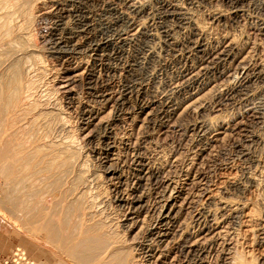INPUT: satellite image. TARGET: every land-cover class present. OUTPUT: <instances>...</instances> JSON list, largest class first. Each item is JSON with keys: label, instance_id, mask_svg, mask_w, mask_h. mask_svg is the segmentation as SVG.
Masks as SVG:
<instances>
[{"label": "rangeland", "instance_id": "rangeland-1", "mask_svg": "<svg viewBox=\"0 0 264 264\" xmlns=\"http://www.w3.org/2000/svg\"><path fill=\"white\" fill-rule=\"evenodd\" d=\"M65 1L9 2L11 7L22 12L18 24L23 30L15 37L9 36L4 40V36L3 41V34H0V79L9 80L11 72L17 71L24 81L36 79L37 90L26 101H37L35 110L44 109L48 115L41 127L35 128V136H42L38 144H44L46 153L47 148L65 150L61 153L66 159L64 165L60 159L59 166L55 165L53 170L37 174L42 180L40 183L37 177L28 176L26 180L33 183L31 188L36 193L35 200L41 198L39 208L54 217V225H62L59 232L70 236L66 246L70 247L79 236L80 239L87 238V241L91 237L93 246L104 238H110L106 245L122 246L135 261L132 247L145 239L150 245L148 248L154 249L150 264H159L158 257L166 251L170 254L166 264H257L253 256L264 257V80H254L252 74L264 66V32L260 29L264 21V0H239L235 8L238 10L233 9L235 5L229 0H166L191 11L201 31V42L207 48L183 63H176L172 56L165 57V67L157 74L156 87L158 91L165 89L167 92L170 82L175 80L180 87L172 96L173 103H166L161 97L154 99L149 85L134 88L132 75L137 68L133 66L136 55L131 46L99 58L88 52L86 55L90 59L86 58L85 64L78 66L75 72H64L56 57L50 56L56 16L63 15L58 12L56 3L73 2L75 8H80V14L88 9L86 12L91 13L92 18H98L116 0ZM145 1L151 6L152 13H157L156 16L166 7L161 0ZM215 17L219 20L212 19ZM65 21L67 31L75 30L74 17L68 15ZM161 22L164 20L155 18L152 26L156 27ZM65 32L61 30L57 34L65 37ZM184 36V32H178L176 38L183 42ZM226 42L232 45V49L235 46L232 51L237 65L246 64L249 79L246 78L247 90L244 92L230 88L233 83L227 73L228 63L208 58V51L224 46ZM206 65L212 69L207 70V74H200L199 82L183 77L184 70L191 68L198 72ZM28 66L31 70L27 69ZM68 77L73 78L74 83L67 85ZM89 86L93 89L87 90ZM193 92L194 98L191 99ZM98 94L105 95L106 102L100 103V98H95ZM195 99H198L196 108L182 105L184 101ZM249 103H254L256 109H247ZM90 109L97 115L90 117ZM204 119L209 125L208 134L199 136L198 124ZM135 156L143 159L149 171L159 172L158 182L137 177L141 170L135 165ZM20 163L24 167L42 166V160L38 158L34 163L29 160H21ZM108 170L114 173L112 178ZM7 182L10 188L0 185V221L5 225L3 229L8 228L13 241L7 251H0V260L6 259L7 264L14 262L13 252L24 259L18 264H30L32 259L42 260L44 251L41 248L36 250V245L30 242L35 240L46 247L41 235L36 239L32 232L33 228L40 229L39 224L45 220L39 217L32 222L31 219L17 217L12 206H6L3 203L6 194L12 198L17 195L12 192L14 179L9 178ZM134 191L141 195L142 208L137 211L140 215L133 220L135 224L122 234L120 225L126 223L123 218L127 214L114 198L117 193L130 199ZM92 197L99 203L96 207H90ZM170 198L173 202V236L170 234L159 243L148 236V229L168 206ZM223 199L231 209L237 204L244 207L239 214L225 215L224 220L217 221L211 228L189 232L197 212L211 207L216 213ZM43 216L46 218L45 214ZM109 228L113 233L121 234L111 238ZM182 231L190 234L187 243L191 242L187 249L189 253L180 247L183 242L178 237L175 236L176 244L173 243L175 240L172 241L174 235ZM114 241L117 244H113ZM91 244L88 243V248L93 250ZM98 253L102 254V251L98 249ZM92 254L94 251L85 256L84 264H91L89 255ZM107 255L101 256L109 262Z\"/></svg>", "mask_w": 264, "mask_h": 264}, {"label": "bare ground", "instance_id": "bare-ground-1", "mask_svg": "<svg viewBox=\"0 0 264 264\" xmlns=\"http://www.w3.org/2000/svg\"><path fill=\"white\" fill-rule=\"evenodd\" d=\"M10 1L0 0V11H1L0 34L1 33L3 34V36H1L2 39L1 37L0 39L2 41L4 36H5L4 40L6 37L9 38V36L15 37V34L16 36L20 35V33L22 32L21 30H23V27L22 26L20 27L19 25L20 23L18 24V19L21 18L22 12L21 13L19 12V8H16L18 10L17 11L13 7H11V4L9 3ZM161 1L162 3L166 4L165 5L166 7L165 9H163V12L159 13L157 16L155 15L157 13H152L151 6L145 0H116V2L112 3L111 5H108V7L105 9V12L102 15H99L98 18H92L90 15L91 13L86 12L88 9L86 11L83 10L84 11L83 14H80V10H79L80 8L79 9L75 8L73 2L72 3L55 2L58 12L60 11V13H62L63 15L56 16V25L54 27V33L53 34L51 33L52 34L51 37H53L52 38L53 46L51 47L52 51L50 53V56L56 57L53 58L58 60L57 62L60 63L59 64L60 66H63V68L61 67V69H63L64 72L71 73V72H75L78 66H80L81 64L83 63L85 64V61H88L86 59L89 58V56L86 55V53L88 52H90V54H92L93 56L98 57V56L107 55L109 53L114 54L119 51H122L125 47L131 46L135 49V55H136L135 60L133 62L134 63L133 66L135 65L136 66L135 68H137L134 69L136 73L135 74L133 73L132 75L134 88H136V86H138L139 88H144V85L145 86L149 85L150 88H152L153 95L151 96L154 99H159L161 97V99H164V102L170 103L173 101L172 96L177 93L180 87L176 82H174L175 80L174 81L172 80L173 82H170L169 89H167L169 91V92L167 91L168 93L165 91V89L158 91L156 87L157 78H158L157 74L165 67V57L172 56V58L173 57L175 58L176 63H183V61H187V59L190 56L192 57L193 55L198 54L201 51L203 52L207 48H204V45L201 42L202 41L201 33H200L201 31H199L198 26L195 24L193 20V16L190 13L191 11H189V9H186V7L184 8L178 5L177 3L166 2V0H161ZM229 1L233 2V5H235V6L232 5L233 9L237 8V2L239 0H229ZM12 2L17 3L16 0H12ZM263 8H264V4H263ZM68 15L75 18L76 26H73V29L75 27V30L67 31L66 28L67 26L65 27V22H66L65 17H68ZM155 18L159 20L160 19L164 20V22H161L159 25L157 24L158 26L153 27L152 25L153 24L155 25L154 23ZM212 19L216 21L219 20L218 17ZM260 29L264 32V21L261 23ZM61 30L66 31L64 33L65 37L64 36L61 37L59 36V34H57ZM178 32L185 33L186 38H184L185 40L183 42H181L182 40L181 41L177 40L176 36ZM7 43L11 44V42H7ZM157 44H159L158 47L156 46ZM233 49H232V45L227 44L226 42V45L224 46L221 45L215 48L214 50H210L208 51L207 54H208V58H210V61L218 60L222 63H228L229 67L227 73L228 76L230 77L231 80L230 82L233 83V87L230 88H232V90L236 92H244L245 90H247L246 78L249 79V77L247 71L245 70V66H244L245 62L242 61L244 64H240L239 66L237 65L236 56L232 51ZM205 57L207 58V56ZM71 63H73L74 65ZM14 67L16 68V65ZM29 67L30 66H28L27 69ZM209 69L212 68L211 66L209 67L207 65L201 67V70L198 72L194 71L191 68H188L184 70L183 77L186 78L188 81L195 82L198 80L199 82V76H201L200 74L206 73L207 70ZM11 75L12 76L10 77L9 80L3 81L0 79V185L3 184L10 188L9 183L7 181L9 180V178L14 179L12 192L16 193L17 195L14 194L15 197L12 198L8 196L9 193H7L6 198L4 199L5 202L3 203L7 204L6 206L9 205L12 206L11 208L15 210L14 213L17 214L16 215L17 217L19 216L20 218L31 219L32 222H34V220L38 219L39 217H42V220H45L39 224L40 229L33 228L32 232L34 234L33 237H35L36 239L39 234L41 235L40 238L42 240H45L46 247L44 248L43 246H40L35 240H31L30 242L32 245H36L34 246L36 250H38V248H41L44 251L43 259L38 261L32 259V261H30L31 262L30 264H84L83 261L85 259V256L91 251H94V254L89 255V257L91 258V264H112L114 260H115L114 261L115 264H150L151 263L150 260L154 256V249L148 248L150 247V245H148L149 243L148 244L146 243L148 242V240L145 239H143V241L140 243L138 242L139 243L138 245L132 247V250L136 254L135 256L137 262L136 260L135 261L133 260L130 254L125 253V249L122 246L114 247L111 246L112 244L106 245V240L110 238H104L105 240L102 239L98 241L95 246H93L91 243L94 241L91 240V237L87 241V238L80 239L79 236V238L76 237V239L74 240V243L77 242L76 244L73 243L72 244L73 246L71 245L70 247L66 246L67 239L70 236L65 234L63 231L59 232V228L62 230V225H58V226L54 225L53 224L54 217H52V215L49 212L45 213L44 210L42 211L41 208H39L38 204H40L39 201L41 200V198L39 201L35 200L36 193L34 192V189L31 188V185L33 183L29 184L28 181L26 180L28 176L37 177V181L39 182V180L41 179L38 178L37 174H40L44 170H47L48 172L50 170H53L55 165L59 166L58 161L60 159H63L61 164L64 165L66 159H64L61 153L64 152L65 150L64 151L62 150L61 152L60 150L62 148L58 150L57 149L48 150L49 148H47V153H46L44 150L45 149L44 144H38L42 136L41 137L35 136V128L38 126L41 127L44 118H47L46 116L48 115H47V111H45L44 109L38 111L35 110L36 106L38 105L37 101L34 100L30 102H28L29 100L26 101L27 99L31 98L32 93L36 92L34 90H37L35 89L36 86L34 84V81L36 79L34 81H32L33 79L24 81L23 77L20 76L19 71L13 72V74L11 72ZM252 77L254 80L256 78L263 81L264 66L261 65L259 68H257L252 74ZM72 79L73 78L68 77L66 79V84L69 85L71 84V82L74 83L75 80L72 81ZM86 89L91 90L93 88L89 86ZM251 93L252 92L250 91V94ZM247 94L249 95V91H247ZM193 95L194 92L191 93V99ZM97 97L100 98V100H98L100 103L106 102L105 95L100 94L95 98ZM197 100L195 99V101L193 100L189 102L184 101L182 105L185 108H189V107L196 108L195 104L198 103ZM248 108L256 109V106L254 105V103L253 104L249 103L247 109ZM88 113H90L91 114L90 117H92L97 112L95 113L94 110L92 111L90 109ZM198 125H199L198 126L199 136H204L209 130L207 127L208 125L207 120L204 119L200 121ZM45 134H43V136ZM251 140H253V138ZM37 158L40 159V161L42 160V166L40 168H38L37 166L35 167V164L24 167L20 163L21 160H29L30 162L34 163V161ZM133 160L135 161V165H137V167H139V169L141 170L140 173H137L138 175L137 177L142 176V178L143 177L147 179L151 178L152 180L158 182V180L160 179L158 171H151V170L149 171L148 170L149 167L146 166L143 159H141L139 156L138 157L135 156ZM110 171L111 170H108L107 172L108 174H110L109 177H111L114 174L113 172ZM30 180H32V178L29 179V181ZM21 194H23L22 195L23 199H21L22 197L20 196ZM83 195H85V193H83ZM89 199H91V196ZM94 199L95 198L92 197V200H90V207L93 205H95L96 207L99 204L95 202ZM114 200H116L120 208H123V210H125L124 213L127 214L125 216L123 215L124 216L123 220L126 223L120 225L122 227L121 233L123 234L125 232V229H128L133 224H135L134 223L135 221L133 220L137 219L136 217L140 215V213L137 211L140 210L139 208L141 207L143 201L141 199V195H137L135 191L134 193H132L130 199L128 198L125 199L123 195H119L116 193ZM171 201H172L171 198L168 199L169 202V204H167L168 206L163 210V212L160 214L158 219H156L154 224H151L152 226H150V228L148 229V236H150L151 239L153 237L159 243L162 242L164 237H167L170 234L172 235L173 233V221L171 218L172 216L171 207L173 205V202L171 203ZM224 201L225 200L223 199V201L221 200L219 202L216 213L213 212L214 210L212 211L210 209L211 207H209V209L203 211L201 210L200 212H197L194 216L192 229L189 232L194 233L195 231L198 232V230L201 229H208V227H210L211 225H215L217 221L219 222L224 220L225 215H230V213H235V212L239 214V211L244 207V205L237 204L236 207L231 209V207H229L230 204ZM43 214L46 215V218H44ZM110 230L111 228H109L111 238L113 237L115 238L117 235L121 234L120 232L113 233V230L111 231ZM262 235L264 240V227L262 230ZM175 236L178 237L179 240H182L183 243L181 242L182 245L180 244L181 245L180 247L183 248L184 251L190 248L191 245L190 246L188 245L191 244V242L187 244L188 238L190 237V234L188 235V232L182 231L179 233V235L178 234L174 235V238ZM174 238L172 239V241L175 240L173 243L176 244L177 239ZM88 243L92 245L93 250H90L88 248L89 247ZM114 243L117 244V241H114L113 244ZM98 249L99 251H102V254L98 253ZM95 251H97L96 254ZM186 252H188V250ZM106 254H108L107 257L110 260L109 262L103 260L104 257L101 256V255L105 256ZM169 255L170 254L168 253V251H166L164 254H161L160 256L157 255L159 256L158 263L166 264V260L169 257ZM239 255H235V256L239 257ZM240 258L241 257L237 259ZM253 259L254 260L257 259V264H264L263 256L260 258H255L253 256Z\"/></svg>", "mask_w": 264, "mask_h": 264}, {"label": "crops", "instance_id": "crops-1", "mask_svg": "<svg viewBox=\"0 0 264 264\" xmlns=\"http://www.w3.org/2000/svg\"><path fill=\"white\" fill-rule=\"evenodd\" d=\"M2 221H0V251H7L11 245H12V239L10 236L9 231L7 230L8 228L3 229L5 225H3ZM12 240V241H11Z\"/></svg>", "mask_w": 264, "mask_h": 264}, {"label": "built area", "instance_id": "built-area-1", "mask_svg": "<svg viewBox=\"0 0 264 264\" xmlns=\"http://www.w3.org/2000/svg\"><path fill=\"white\" fill-rule=\"evenodd\" d=\"M11 256L13 257L12 259L14 260V262L9 264H18L20 261L24 260L19 254H16L15 252H13ZM0 264H7V260L6 259L0 260Z\"/></svg>", "mask_w": 264, "mask_h": 264}]
</instances>
